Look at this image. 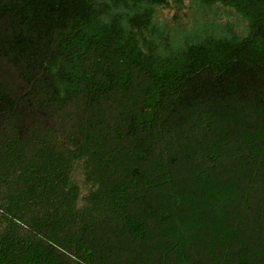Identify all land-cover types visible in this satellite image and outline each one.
Masks as SVG:
<instances>
[{"label": "trees", "instance_id": "obj_1", "mask_svg": "<svg viewBox=\"0 0 264 264\" xmlns=\"http://www.w3.org/2000/svg\"><path fill=\"white\" fill-rule=\"evenodd\" d=\"M184 1L0 0V264H264V0Z\"/></svg>", "mask_w": 264, "mask_h": 264}, {"label": "rangeland", "instance_id": "obj_2", "mask_svg": "<svg viewBox=\"0 0 264 264\" xmlns=\"http://www.w3.org/2000/svg\"><path fill=\"white\" fill-rule=\"evenodd\" d=\"M231 11V13H229ZM219 6L215 9L200 5L197 0H185L180 7L171 9H157L156 19L159 23L167 25L174 37L181 36V29L186 32L196 31L200 28H209L211 33L219 31L217 26L232 25L233 30L243 35L246 31L245 22L232 10ZM176 16V17H175ZM216 26V27H215ZM183 30V31H184ZM72 180L80 186L82 195L85 194L83 175L77 164L72 171Z\"/></svg>", "mask_w": 264, "mask_h": 264}]
</instances>
